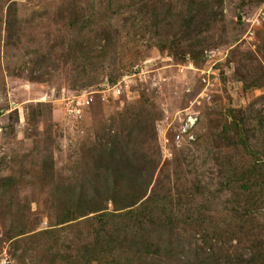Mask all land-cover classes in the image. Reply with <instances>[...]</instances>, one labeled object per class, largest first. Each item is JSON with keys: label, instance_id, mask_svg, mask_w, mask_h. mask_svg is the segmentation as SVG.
<instances>
[{"label": "rangeland", "instance_id": "1", "mask_svg": "<svg viewBox=\"0 0 264 264\" xmlns=\"http://www.w3.org/2000/svg\"><path fill=\"white\" fill-rule=\"evenodd\" d=\"M118 132L153 164L137 220L81 189ZM194 258L264 264V0H0V264Z\"/></svg>", "mask_w": 264, "mask_h": 264}, {"label": "trees", "instance_id": "2", "mask_svg": "<svg viewBox=\"0 0 264 264\" xmlns=\"http://www.w3.org/2000/svg\"><path fill=\"white\" fill-rule=\"evenodd\" d=\"M140 129L143 132L145 128L140 127ZM121 137V132H118L104 140L100 139V142L91 148L95 158L94 171L110 180L109 184L105 185L106 188L99 191L88 188L84 191V187L81 189L83 190V196L87 193H101L102 195H106L104 201L111 203L116 212H126L130 215L124 216L129 220H137L141 213V209L143 210L142 204L146 203L148 199V192L151 188L152 176L154 175L153 164L146 155L130 152L129 142L124 141ZM83 196L76 200L80 209L82 207V201L85 199ZM135 211L140 212L134 214ZM113 229L115 231H112V233L105 234L106 240L108 236V240H114L113 243L119 246L128 243L134 249H137L138 253H144L140 247L143 241L141 236L129 239L130 236L127 238V234H125L128 231L125 226L124 228L114 227ZM128 232H132L133 235L136 234L134 229ZM196 238H201V246L198 245ZM118 239H123V241L119 243L117 242ZM203 239L205 238L202 237L201 234L194 235L192 245L195 247L198 245V251L200 250L199 247H204ZM158 249L161 250V248ZM182 249L187 251L188 247H183ZM185 251L181 253V258L188 254ZM155 255L158 257L159 254ZM172 258H177V256L170 255L168 258L166 257V259ZM221 258L224 260L223 257ZM194 262L197 264H219L213 262V258L209 259L207 262L194 258L193 263ZM244 263H246V261L242 262V264Z\"/></svg>", "mask_w": 264, "mask_h": 264}, {"label": "built area", "instance_id": "3", "mask_svg": "<svg viewBox=\"0 0 264 264\" xmlns=\"http://www.w3.org/2000/svg\"><path fill=\"white\" fill-rule=\"evenodd\" d=\"M197 124V118L195 115L189 114L183 122L182 134H188L193 127Z\"/></svg>", "mask_w": 264, "mask_h": 264}]
</instances>
